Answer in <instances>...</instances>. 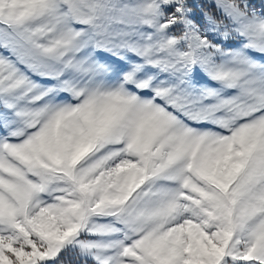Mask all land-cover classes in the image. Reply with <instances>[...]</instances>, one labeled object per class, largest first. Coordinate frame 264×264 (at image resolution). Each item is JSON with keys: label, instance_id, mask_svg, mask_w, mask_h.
I'll use <instances>...</instances> for the list:
<instances>
[{"label": "snow or ice", "instance_id": "6c2138e0", "mask_svg": "<svg viewBox=\"0 0 264 264\" xmlns=\"http://www.w3.org/2000/svg\"><path fill=\"white\" fill-rule=\"evenodd\" d=\"M0 264H264V0H0Z\"/></svg>", "mask_w": 264, "mask_h": 264}]
</instances>
